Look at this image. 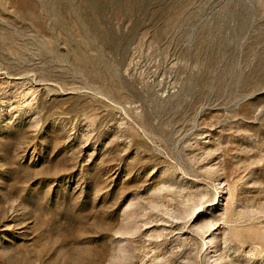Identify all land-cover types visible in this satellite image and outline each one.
I'll return each mask as SVG.
<instances>
[{
  "label": "rangeland",
  "instance_id": "obj_1",
  "mask_svg": "<svg viewBox=\"0 0 264 264\" xmlns=\"http://www.w3.org/2000/svg\"><path fill=\"white\" fill-rule=\"evenodd\" d=\"M0 264H264V0H0Z\"/></svg>",
  "mask_w": 264,
  "mask_h": 264
}]
</instances>
